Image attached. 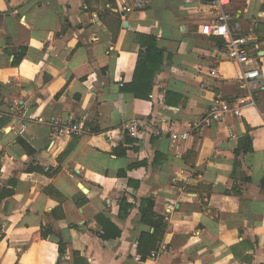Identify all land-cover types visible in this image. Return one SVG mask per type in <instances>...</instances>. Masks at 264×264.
<instances>
[{"label":"crops","instance_id":"1","mask_svg":"<svg viewBox=\"0 0 264 264\" xmlns=\"http://www.w3.org/2000/svg\"><path fill=\"white\" fill-rule=\"evenodd\" d=\"M227 11L249 39L248 64L209 33V0H0V264H264V0ZM147 36L164 63L139 99L126 87ZM256 68L250 104L242 71ZM217 99L242 114L207 125ZM130 120L142 124L137 138ZM74 123L81 136L68 133ZM34 163L60 171L29 172ZM147 198L169 228L143 260ZM98 216L121 235L104 240Z\"/></svg>","mask_w":264,"mask_h":264},{"label":"trees","instance_id":"2","mask_svg":"<svg viewBox=\"0 0 264 264\" xmlns=\"http://www.w3.org/2000/svg\"><path fill=\"white\" fill-rule=\"evenodd\" d=\"M146 43H142L146 49L141 51L139 59L135 69L134 79L129 86L126 87V92H131L136 98L149 99L154 88V82L157 73L162 69L164 63V51L158 47V41L155 37L147 36ZM22 56L16 57L14 65L18 64ZM85 129H88L91 133H98L100 131L99 125L94 122H88L85 124ZM20 143L27 149L28 154H33L34 151L30 149L28 143L20 139ZM252 147V140L250 137L246 138L244 150L249 151ZM118 154H125L127 151L126 147H122L121 151L118 148L114 150ZM135 167V165H133ZM133 166H130L132 168ZM29 172H36L44 174L49 178H54L60 168L54 170L52 168L46 170L45 167L38 164H31L28 168ZM120 174H124L123 172ZM47 191L56 196L60 197V193L55 189L49 187ZM62 197V196H61ZM53 216L56 219H63L64 212L61 205L53 209ZM141 222L153 229L151 232H143L140 235L138 241V254L143 260L152 256L154 252H159L164 236L169 228L168 220L165 216L158 214L155 211V201L152 198L142 200L140 207ZM97 221L103 225L102 238L109 240L112 238H118L121 235V230L117 229L114 224L109 220L104 219L102 216L97 217ZM52 233V228L49 226L42 227V236L47 237Z\"/></svg>","mask_w":264,"mask_h":264},{"label":"built area","instance_id":"3","mask_svg":"<svg viewBox=\"0 0 264 264\" xmlns=\"http://www.w3.org/2000/svg\"><path fill=\"white\" fill-rule=\"evenodd\" d=\"M232 0H209V4L217 11V20L209 26V33L223 37L225 39V46L228 56L239 64H248L251 58L247 53V44L249 39L246 36H236L232 32L231 21L233 19L232 14L227 11V7L231 4ZM260 78V70L249 69L242 71V79L244 80V86L250 94V104H255L254 92L261 86L258 82ZM232 113L236 116L242 114V106L239 104H233L219 99L215 100L210 108V112L205 119L207 125L214 122H223L228 115ZM142 124L138 120H130L124 124V130L133 138L139 137ZM88 130V129H86ZM23 130H21L22 132ZM68 133L74 136H81L84 129L77 123H74L67 129ZM187 137V134L183 136ZM157 253H153L156 256Z\"/></svg>","mask_w":264,"mask_h":264},{"label":"water","instance_id":"4","mask_svg":"<svg viewBox=\"0 0 264 264\" xmlns=\"http://www.w3.org/2000/svg\"><path fill=\"white\" fill-rule=\"evenodd\" d=\"M125 25H127V23H125Z\"/></svg>","mask_w":264,"mask_h":264}]
</instances>
